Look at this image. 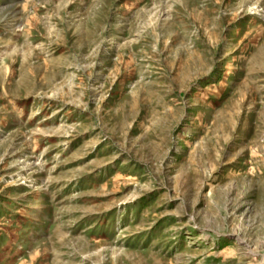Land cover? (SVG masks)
<instances>
[{"label":"rangeland","instance_id":"374dc122","mask_svg":"<svg viewBox=\"0 0 264 264\" xmlns=\"http://www.w3.org/2000/svg\"><path fill=\"white\" fill-rule=\"evenodd\" d=\"M0 264H264V0H0Z\"/></svg>","mask_w":264,"mask_h":264}]
</instances>
